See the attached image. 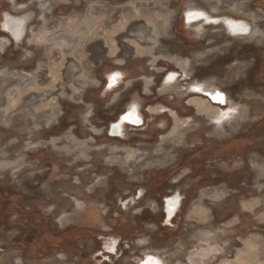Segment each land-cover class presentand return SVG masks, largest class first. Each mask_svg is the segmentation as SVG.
<instances>
[{"label": "rangeland", "instance_id": "rangeland-1", "mask_svg": "<svg viewBox=\"0 0 264 264\" xmlns=\"http://www.w3.org/2000/svg\"><path fill=\"white\" fill-rule=\"evenodd\" d=\"M9 2L0 21L30 17L20 45L0 32V264H136L145 253L264 264V0ZM189 9L217 23L185 26ZM225 18L250 34L229 37ZM116 71L124 80L105 93ZM170 72L185 81L163 91ZM194 83L236 113L205 103L211 118L199 116L180 92ZM132 102L143 126L109 138ZM134 189L144 195L120 211ZM177 194L181 209L161 227L160 200Z\"/></svg>", "mask_w": 264, "mask_h": 264}, {"label": "flooded vegetation", "instance_id": "flooded-vegetation-1", "mask_svg": "<svg viewBox=\"0 0 264 264\" xmlns=\"http://www.w3.org/2000/svg\"><path fill=\"white\" fill-rule=\"evenodd\" d=\"M188 15L190 17H193L194 19H192V20L190 19L187 23ZM2 17H3V20L0 21V32L8 35V37H5V39L7 41H9L10 43H15V44L20 45L27 37V35H26V22L24 21L23 18H21L17 15H11L8 12H4L2 14ZM180 19H181L182 24L185 26H191V25H194L196 23H199V22H201L202 19L206 25H215L217 23V19L207 17L203 11L195 10V9H189L187 11H184L182 13V16L180 17ZM12 20L20 22L21 35L19 36V39L12 36V34L9 32V30L5 29L6 24L7 23L10 24V21H12ZM223 20H224L225 30L227 31L229 37L237 38V37H243L247 34H250L251 29L249 28V26L245 22L237 20V19H233V18H225ZM237 23L245 24L244 26H246V30L243 33H240L239 31H232L229 28V24L235 25ZM235 27L239 29V27L237 25ZM179 65L182 66V64H179ZM181 68H183V67H181ZM118 72L119 71H116L115 73H118ZM114 74H110L109 76L107 75L108 77H106V79H105L106 84H107L105 93L106 92H109V93L114 92L115 89H117L124 80V78L122 76L117 82H114V80H113V81L109 82V84H108V78ZM170 75H174V81L172 83H170L169 88H165L164 82H165L166 78ZM179 77H181V76L175 72L168 73L162 82L163 91L170 90L172 87L179 84L178 83L179 81H185V79L178 80ZM109 81H110V79H109ZM128 84L129 83L127 82V85ZM111 87H112V89H111ZM182 89H180V92L184 93L185 95L191 96V98L187 102V106L190 108L191 107L195 108L196 112L199 116H206L209 119L211 118V117H209V115H210L209 112H206V111L202 112L203 109H205L207 107V105L215 106L216 110H221V107L224 105H228V106L230 105L226 99L227 98L226 95L224 93H222L221 91H219L218 89L212 87V86H209V85L204 86V85H201L199 83H194V84L190 85L187 89H184V90H182ZM164 93H166V92H164ZM205 95L209 96L210 100ZM197 100L202 101V102H200L201 108L197 107V105H195L193 103L194 101H197ZM158 106H161V108H162V111L158 112V113L163 112V113L169 114V117L172 121L177 120V119H174L177 117V114L173 110L166 108L165 106H162V105H158ZM156 109L157 108L154 109L151 106H149L147 112L149 111L150 114H152V113L157 114ZM225 115H226V113H225ZM143 124H144V121H143V118H142V115L140 112V105L136 102H132L127 107V110L125 111V113L119 119H117L115 122L110 124V131H109V127H108L106 129V134L109 138H111L110 135L116 136L117 138H121L124 134V130L127 129L128 127L131 129L132 128L134 129V127H140V126H143ZM116 125L120 126L118 134L114 133V130L118 127ZM175 126H176V124H175ZM132 195H133L132 198H125L122 200V203L119 204L120 211L126 210L129 205L130 206L134 205L136 203V201L140 200L144 194H142V193L140 194V192H137V190L134 189ZM181 204H182V199L180 198V196L178 194L173 195V196L171 195V196L165 197V198H163V197L161 198V200H160V207H161L160 225H161V227H172V222L176 218L177 214L179 213V211L181 209ZM141 212H142V210H141ZM110 242H114V243H112L113 245H111L110 250L105 251L107 254V259L106 260L104 259L103 262H106V263H110L109 262L110 258L116 255L117 248L119 246V243L113 239ZM110 242H108V243H110ZM104 249H105V246H104ZM150 257L152 260H154L153 258H155V259L159 258L158 256H155L153 254L145 253L144 256L139 261H137L136 264H140L144 261H147V259Z\"/></svg>", "mask_w": 264, "mask_h": 264}, {"label": "bare ground", "instance_id": "bare-ground-1", "mask_svg": "<svg viewBox=\"0 0 264 264\" xmlns=\"http://www.w3.org/2000/svg\"><path fill=\"white\" fill-rule=\"evenodd\" d=\"M134 18V17H133ZM192 20V19H194L193 17H190L189 15H188V18H187V23H188V21L189 20ZM88 22H90V21H88ZM85 24V26H86V28L88 27V24L89 23H84ZM100 27L102 26V25H104L103 24V21H101L100 23ZM79 25V24H78ZM81 25V24H80ZM79 25V26H80ZM91 25H92V23H91ZM97 25H98V23H97ZM238 26L239 27V29L238 28H236L235 26ZM245 24H241V23H237V24H235V25H232V24H229V28L232 30V31H239L240 33H243L245 30H246V26H244ZM79 26H77L78 28H79ZM104 27V26H103ZM124 25H122L121 26V30L122 29H124ZM137 27H139V26H137ZM136 27V28H137ZM67 28H69V27H67ZM83 28V27H82ZM5 29L6 30H9V32L12 34V36H14V37H16V38H18L19 39V36L21 35V29H20V22L19 21H15V20H12V21H10V24H6V26H5ZM88 29H89V27H88ZM135 29V28H134ZM75 30V29H74ZM80 30V29H79ZM82 30V29H81ZM140 30L141 29H138L137 28V32L139 31L140 32ZM75 31H77V30H75ZM81 32V31H80ZM83 32V31H82ZM87 32V31H86ZM138 32V33H139ZM75 33V32H74ZM76 33H78V31L76 32ZM79 34H81V33H79ZM78 34V35H79ZM86 34V33H85ZM64 43H66V41L64 42ZM132 43H134V44H136V42L135 41H133ZM68 44V43H67ZM109 76V75H108ZM107 76V77H108ZM123 76V73L122 72H118V73H115L114 75H111L109 78H108V84H109V82H111V81H113L114 80V82H117L121 77ZM109 79H110V81H109ZM174 81V75H170V76H168L167 78H166V80H165V85H164V87L165 88H169V85H170V83H172ZM107 87V86H106ZM111 89H112V87H111ZM106 90V89H105ZM196 91V90H195ZM197 92V91H196ZM205 96H207V95H205ZM209 97V96H208ZM200 102H202V101H194L193 103L195 104V105H197V107H200L201 108V103ZM236 113V110H232V105L230 104L229 105V108L227 109V112H226V115H230V116H233L234 114ZM213 114H216L215 113V111H213ZM127 115V114H126ZM125 115V116H126ZM211 115V114H210ZM116 126H118V125H116ZM119 128H120V126H118L115 130H114V133H116V134H118L119 133ZM109 131H110V126H109ZM174 133V131L172 132V134ZM253 205V204H252ZM248 208V207H247ZM251 208V207H250ZM111 243V244H110ZM110 243H106L105 244V250L107 251V250H110V248H111V245H113L112 243H114V242H110ZM214 253H217L216 252V249L214 248V247H209L208 249H206V250H204V251H202L200 254H198L197 255V257L199 258V262H200V259L201 260H203L204 258H206L207 256H209V255H211V254H214ZM195 256V255H194ZM154 260H152L151 259V257L150 258H148L147 259V261H144V262H142V263H140V264H164L163 263V261L161 260V259H159V258H153Z\"/></svg>", "mask_w": 264, "mask_h": 264}, {"label": "crops", "instance_id": "crops-1", "mask_svg": "<svg viewBox=\"0 0 264 264\" xmlns=\"http://www.w3.org/2000/svg\"><path fill=\"white\" fill-rule=\"evenodd\" d=\"M8 1V3H10L9 2V0H7ZM3 14V13H2ZM29 17H30V15H29V13H25L24 15H22V18L24 19V21L27 23V21L29 20Z\"/></svg>", "mask_w": 264, "mask_h": 264}, {"label": "water", "instance_id": "water-1", "mask_svg": "<svg viewBox=\"0 0 264 264\" xmlns=\"http://www.w3.org/2000/svg\"><path fill=\"white\" fill-rule=\"evenodd\" d=\"M3 18V17H2ZM209 100H210V98L208 97V96H206Z\"/></svg>", "mask_w": 264, "mask_h": 264}]
</instances>
